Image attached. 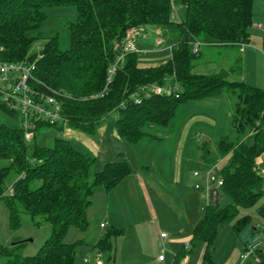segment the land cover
Returning a JSON list of instances; mask_svg holds the SVG:
<instances>
[{
  "label": "trees",
  "instance_id": "trees-1",
  "mask_svg": "<svg viewBox=\"0 0 264 264\" xmlns=\"http://www.w3.org/2000/svg\"><path fill=\"white\" fill-rule=\"evenodd\" d=\"M177 5L185 9L178 17L172 8ZM67 7L77 12L66 23L67 47L54 34L47 36L38 52H31L33 43L43 37L40 33L48 19L47 10ZM252 18L253 0H0V58L34 61L33 85L57 96L64 123L70 127L96 135L104 117L116 111L118 136L136 144L153 137L150 125L166 126L177 118L181 103L224 92L233 98L231 127L235 134L223 149L232 154L220 167L223 182L218 188L231 201L223 206L219 201L207 203L193 228L190 247H179L174 264H180L196 240L206 242V263L220 221L231 222L244 249L256 244L253 255L259 261L254 264H264V202L256 208L257 219L240 214L241 208L252 207L264 196L257 163L264 152V88L231 80L223 68L213 73L194 71L202 45L242 48L248 44ZM139 26H164L169 35L177 37L165 61L140 65L137 49L125 52L116 63L121 51L117 42L129 28ZM262 49L264 52V37ZM115 63L116 69L110 73ZM175 83L178 89H174ZM153 85H168L170 91L154 92L150 90ZM0 110L20 121L16 110H10L1 98ZM48 126L62 130L64 124L40 120L35 129ZM35 137L36 133L32 139ZM30 140L25 138L23 125L0 123V157L11 160L0 167V199L8 208L11 229L21 226L25 211L37 223L49 221L51 235L31 255L17 251L23 241L0 243V255L7 258L3 264H76L75 247L82 240L66 242L69 228L87 229V210L96 186L103 185L108 191L130 173L131 166L125 158L108 160L90 181L96 156L75 146L70 137L57 135L51 145L35 142L29 151ZM224 144L222 140L220 145ZM12 172L16 177L10 191L6 179ZM35 180L41 183L32 187ZM119 233L121 229L110 228L95 246L110 249V238Z\"/></svg>",
  "mask_w": 264,
  "mask_h": 264
},
{
  "label": "rangeland",
  "instance_id": "rangeland-1",
  "mask_svg": "<svg viewBox=\"0 0 264 264\" xmlns=\"http://www.w3.org/2000/svg\"><path fill=\"white\" fill-rule=\"evenodd\" d=\"M172 8L177 12V17L185 11L180 5ZM47 13L48 19L41 27L40 34L43 37L33 43L31 52H38L47 36L54 34L59 35L62 47H67L66 23L77 15L76 10L70 7L49 8ZM252 19L248 44L242 49L204 44L201 48L202 57L197 60L194 71L212 73L223 68L227 78L231 80H244L264 88V29L259 27L264 26V0H253ZM172 38L174 42L164 37L166 42L161 49L157 40L152 43L146 41L149 45L139 49V64L148 66L165 61L171 54L170 46L178 41L176 36ZM130 39L137 44V37ZM212 48L214 51H210ZM217 50L219 55L212 53ZM209 58L213 60L203 62ZM210 97L181 103L177 118L166 126L150 125L148 130L153 133V137L147 136L136 144L113 135L114 121L118 114L116 111L104 117L96 135L70 127L65 121L61 122L64 124L62 130L54 126L34 129L33 137L35 133L36 137L28 141L29 151L35 142L51 145L55 136L71 135L75 146L96 156L89 171L90 181L94 172L111 159L113 154L117 155V159H127L131 166L130 173L122 182L108 190L107 197L104 192L98 196L101 197V202L104 200L103 206H89L91 209L87 215V229L83 231L75 226L69 228L64 238L66 242L82 240L76 243V264H85V258L93 263L98 253L101 254L98 258L104 264H174L175 253L182 244H190L193 228L203 217L205 206L209 202L210 193L197 188L195 184L205 183L206 171H211L215 177L222 176L220 167L228 162L232 154L231 150L224 152L223 149L229 147L227 142L235 134L231 127L233 98L226 92ZM1 122L22 126L21 121L0 110ZM102 125L107 128L103 135ZM85 138H89V144ZM222 140L225 144L221 146ZM95 143L99 146L96 147ZM10 161L9 158L0 157V167L8 166ZM195 170L200 175H194ZM15 177V172L10 173L6 179L8 187L12 186ZM40 183V180H35L31 186L35 187ZM218 188V201L223 206L231 198ZM94 198L96 200L97 196ZM263 202L264 196L252 207L241 208L240 214L249 213L257 219L256 208ZM21 220L19 228L11 229L8 208L0 199V243L12 245L23 241L25 244L17 251L23 255L35 254L51 235V224L46 219L37 223L25 211L21 213ZM101 221L106 223L105 227L100 225ZM112 227L121 229L122 233L110 238L111 248L96 247L98 239L104 238ZM162 231L167 233L166 238L161 237ZM194 243L193 249L186 252V264H254L252 255L243 260L241 253L245 249L230 221L219 222L216 236L209 246L210 256L206 263V242L196 240ZM162 244H165L164 261L158 259ZM6 259L0 255L1 263Z\"/></svg>",
  "mask_w": 264,
  "mask_h": 264
},
{
  "label": "built area",
  "instance_id": "built-area-1",
  "mask_svg": "<svg viewBox=\"0 0 264 264\" xmlns=\"http://www.w3.org/2000/svg\"><path fill=\"white\" fill-rule=\"evenodd\" d=\"M177 14L175 11L174 14ZM264 29L263 25H259ZM144 31V26L129 28L126 36L122 39L120 43L117 42V46L121 48L120 54L117 56L116 63L123 58L125 52L137 50V47L133 43L131 38H135L137 35L142 34ZM198 42H196V45ZM195 48H197L195 46ZM116 63L110 68V73H113L116 69ZM35 62L28 60H4L0 58V98L1 101L10 108V110H16L20 121L24 127V134L27 140L33 137L34 129L38 121L44 120L49 123H55L65 120L62 114V103L57 98L56 95L50 93H44L42 89H38L33 85ZM110 79V77H109ZM179 85L174 84V89H178ZM144 89V88H143ZM150 90L154 92H169L170 87L168 85H153ZM194 175H200L198 170H195ZM205 183L200 185L195 184L197 188H202L208 193L220 187L223 182L222 176L215 177L211 171H206L205 173ZM12 191V187H9ZM105 222H101V226H105ZM162 238L167 237V233L162 231ZM189 244L187 243L186 246ZM255 245H250L245 249L244 253H241L243 260L247 259L249 256H253L254 262L259 261V257L253 255ZM165 244H162L160 248V253L158 254L159 260L165 259ZM101 254H97V258L93 263L89 258L84 259L85 264H104L100 257ZM186 260L183 259L180 264H185ZM0 264H3L0 262Z\"/></svg>",
  "mask_w": 264,
  "mask_h": 264
},
{
  "label": "crops",
  "instance_id": "crops-1",
  "mask_svg": "<svg viewBox=\"0 0 264 264\" xmlns=\"http://www.w3.org/2000/svg\"><path fill=\"white\" fill-rule=\"evenodd\" d=\"M168 35L169 34L167 32V29L164 26L163 27H161V26H159V27H155V26L154 27H144L143 33L136 36L137 37V39H136L137 44H135V45H137V49H141L142 46L144 47V45H149V44L145 43L146 41L152 43L153 41H156L157 40L156 42L161 44V46H160V49H161V48H164V44L166 42L165 39L166 38H169ZM164 37H165V39H164ZM167 43L171 44L170 41H168ZM145 47H149V46H145ZM227 47H229V46H227ZM150 48H152V47L150 46ZM143 49H146V48H143ZM210 51H214L213 48ZM218 52H219V50H217L215 52H212V53H214L216 55H219ZM210 60H213V59L212 58H209V59L204 60L203 62L210 61ZM220 69H217V70L219 71ZM215 72H217V71H215ZM210 98H213V97H210ZM203 104H206V102H204ZM102 126L103 127H102V130H101V134L103 135L107 128H106V125H102ZM113 135L119 137L118 134H117V132H116V130H114V134ZM88 140H89V138H85V141L89 144ZM94 145H96V147L99 146L96 143ZM116 157H117V155L113 154L112 157H111V159H109V160L116 159ZM201 160H203V159H201ZM203 161H205V160H203ZM257 163H258L259 171L264 176V152L260 156L257 157ZM103 192L105 193V195L107 197L108 196V191H106L105 188L102 187V186H96L95 191H94V193L92 195V202L89 205L90 207H94L96 204H97V206H99V204L101 206H103L104 200L101 202L100 201L101 197H98V196H101V194H103ZM95 196H97L96 200L94 198ZM90 207H88L87 215H88L89 210L91 209ZM106 208L108 209V205L106 206ZM101 222H104V221H101ZM100 225H101V223H100ZM102 227H105V226H102ZM85 230H83V231H85ZM165 259H166V257H165ZM184 259L186 260V258H184ZM164 260H160V261H164Z\"/></svg>",
  "mask_w": 264,
  "mask_h": 264
},
{
  "label": "water",
  "instance_id": "water-1",
  "mask_svg": "<svg viewBox=\"0 0 264 264\" xmlns=\"http://www.w3.org/2000/svg\"><path fill=\"white\" fill-rule=\"evenodd\" d=\"M209 203L210 204H217L218 203V191L214 189L209 194Z\"/></svg>",
  "mask_w": 264,
  "mask_h": 264
}]
</instances>
